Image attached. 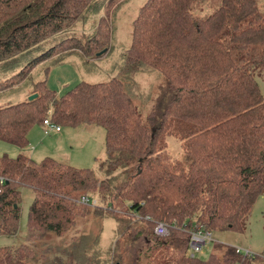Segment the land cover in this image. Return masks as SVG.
<instances>
[{
	"label": "trees",
	"instance_id": "trees-1",
	"mask_svg": "<svg viewBox=\"0 0 264 264\" xmlns=\"http://www.w3.org/2000/svg\"><path fill=\"white\" fill-rule=\"evenodd\" d=\"M93 2L0 0V63L83 20ZM113 2L108 0L107 12L84 43L75 35L60 40L0 81V91L20 85L37 64L65 52L78 50L87 59L105 54ZM131 25L117 76L79 81L62 95L43 80L33 85L34 99L0 107V140L20 149L28 145L31 127L47 115L59 126L102 127L106 149L98 165L105 175L101 179L90 168L50 157L36 162L22 151L16 157L0 155L5 178L0 235L17 232L21 187L33 192L24 242L0 246V264H85L86 247L92 231L98 239L104 213L115 222L117 239L108 247L114 264H126L128 247L147 230L153 234L156 221L170 225V231L154 241L161 259L147 264H251L257 259L258 254L244 255L217 241L207 259L191 258L188 230L181 228L197 224L212 232H241L264 191V97L255 78L258 69L264 71V14L258 0H146ZM142 70L162 76L145 116L125 82ZM169 137L180 142L181 161L168 154ZM120 175L127 177L116 181ZM92 192L105 207L80 203L81 195ZM90 217L94 226L68 242L67 233ZM132 227L135 232H129ZM50 235L63 242L51 246Z\"/></svg>",
	"mask_w": 264,
	"mask_h": 264
},
{
	"label": "rangeland",
	"instance_id": "rangeland-1",
	"mask_svg": "<svg viewBox=\"0 0 264 264\" xmlns=\"http://www.w3.org/2000/svg\"><path fill=\"white\" fill-rule=\"evenodd\" d=\"M145 1L114 0L109 9L112 23L111 40L107 52L101 57L87 59L78 50H72L65 52L63 55L46 59L32 69L30 76H28V83H23L18 88L0 91V106L6 105L7 101L18 102L23 97V92L28 91L31 94L34 90L33 85L35 82L44 80L49 89L54 90L58 95H62L76 86L79 81L106 82L117 76L123 64V54L130 44L132 21ZM107 2L108 0H94L92 5L85 11L83 20L76 21L68 29L56 33L40 44L18 54L11 60L1 62L0 81L3 82L5 78L19 71L33 58L45 52L64 38L75 35L80 38L77 40L84 43L85 39L90 37L94 29H96L98 17L105 15L104 12H107ZM258 5L264 14V0H258ZM207 12L209 11L206 10L204 13ZM144 71H138L134 77L127 76V79H124L129 85L128 92L134 105L143 116L150 110L149 108L158 94V86L162 82V76L157 71ZM255 78L264 97V71L258 69ZM49 110L52 111L51 108ZM60 127L62 128L61 134L56 135L54 132L44 134L41 124L33 125L28 132V145L22 149L12 143L0 140V155L6 154L9 157H16L22 151L36 162H39L44 157H50L56 160H61V158L66 157L68 164L75 167L90 168L98 178H105L103 171L98 169L95 161V158L102 160L106 158L104 129L88 124H81L74 127L60 125ZM167 141L168 154L171 158L181 161L184 153L180 147V142L172 137H169ZM84 152H88L85 160L83 159V155L79 154H83ZM75 156L78 160L75 159ZM126 177L127 175H120L116 181H121ZM20 190L19 227L15 235H0V246H16L24 242V235L27 231L28 208L33 198V192L28 187H21ZM83 195L95 199V205L105 207V201H101L100 196L95 192L85 193ZM81 204L86 205L84 203ZM95 205L91 203L89 206ZM114 211L121 216L123 214L120 208H114ZM102 217L103 219L100 221L102 226L98 239L95 237L97 231H92V235L94 236L86 247V254L87 252L88 254L84 255L85 264H114L115 262L110 250L111 248L108 250L111 242L117 239L115 222L113 218L107 216L105 213ZM92 218L94 219V217H90L88 220H79L74 230L69 231L65 236L67 237V241L69 242V240L77 238L76 235L82 233L81 230L87 231L90 227H93L95 221ZM263 226L264 191L255 201L243 231L239 232L227 229L225 231L213 232V237L219 243L240 248L242 251L249 250L258 254L257 259L252 261L251 264H264ZM135 231L136 229L134 227L129 230V232ZM147 231L134 242V246L128 247L130 248L129 252L124 253L126 264H147V261L158 262L161 259V250L154 248L156 246L154 241L158 238L150 230ZM119 239L122 243L124 242V238L119 237ZM49 241L52 244L51 246H57L63 242L62 238L54 235H50ZM52 251L55 250L53 249ZM212 251L213 244L209 243L202 248V251L197 256L201 259H207ZM146 255H148L147 258H145ZM73 264H77V261L73 262Z\"/></svg>",
	"mask_w": 264,
	"mask_h": 264
},
{
	"label": "built area",
	"instance_id": "built-area-1",
	"mask_svg": "<svg viewBox=\"0 0 264 264\" xmlns=\"http://www.w3.org/2000/svg\"><path fill=\"white\" fill-rule=\"evenodd\" d=\"M41 126L43 127L44 134H50V132H58L61 129V127L58 124L52 122L49 117L43 119ZM4 181L5 178L0 176V184L4 183ZM79 201L84 204H88L90 201L92 204H96L95 199L89 200V198L85 195H82ZM146 219L150 218L146 216ZM181 229L188 230L189 241L187 254L191 258L196 257L197 254L202 251V248L205 247L207 244L215 242L213 232L210 229H206L202 225L192 224L189 228H186V226L182 225ZM169 231L170 225H168L167 223L163 221L154 222L153 234L156 237H165L169 234ZM236 251L243 252L244 255H255V253L249 250L242 251L240 248L237 247Z\"/></svg>",
	"mask_w": 264,
	"mask_h": 264
},
{
	"label": "crops",
	"instance_id": "crops-1",
	"mask_svg": "<svg viewBox=\"0 0 264 264\" xmlns=\"http://www.w3.org/2000/svg\"><path fill=\"white\" fill-rule=\"evenodd\" d=\"M30 73H31V72H30ZM29 76H30V75H29ZM28 81H29V78H28L25 82H23V83H28ZM23 83H21L20 85H22ZM35 83H36V82H35ZM20 85L15 86V87H13V88H18ZM13 88H12V89H13ZM9 90H10V89H9ZM0 93H1V92H0ZM31 94H33V92H31ZM31 94H29L28 91L23 92V97L20 98L21 100H19L18 102H21V101L27 100V99H28V96L31 95ZM14 103H17V102L7 101V102H6V105H3V106H7V105H10V104H14ZM0 107H2V106H0ZM97 127H98V126H97ZM61 131H62V128L60 129V131H58V132H54V134H56V135H60V134H61ZM28 134H29V133H28ZM87 153H88V152H84L83 154H82V153H79V154L83 155V159L85 160L86 157H87V155H88ZM105 154H106V149H105ZM96 155H97V154H96ZM98 155H100V154H98ZM75 159L78 160V158H77L76 156H75ZM55 160H56V159H55ZM57 161L68 164V163H67L68 160H67L66 157H65V158H61V160H57ZM95 161H96V164H97V167H98L99 163H100L101 161H103V160H102V159L95 158ZM68 165H70V164H68ZM70 166H72V165H70ZM73 167H75V166H73ZM77 168H84V167H77Z\"/></svg>",
	"mask_w": 264,
	"mask_h": 264
},
{
	"label": "water",
	"instance_id": "water-1",
	"mask_svg": "<svg viewBox=\"0 0 264 264\" xmlns=\"http://www.w3.org/2000/svg\"><path fill=\"white\" fill-rule=\"evenodd\" d=\"M103 52H104V50L101 51V52H99L98 54H101V53H103ZM36 96H37V94H36V93H33V94H31V95L28 96V99H27V100H32V99H34Z\"/></svg>",
	"mask_w": 264,
	"mask_h": 264
}]
</instances>
